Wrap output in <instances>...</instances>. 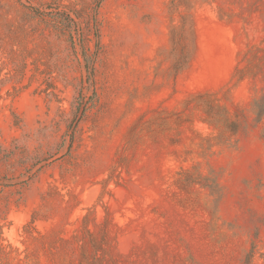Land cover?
Here are the masks:
<instances>
[{"label": "rangeland", "instance_id": "374dc122", "mask_svg": "<svg viewBox=\"0 0 264 264\" xmlns=\"http://www.w3.org/2000/svg\"><path fill=\"white\" fill-rule=\"evenodd\" d=\"M264 0H0V264H264Z\"/></svg>", "mask_w": 264, "mask_h": 264}, {"label": "trees", "instance_id": "16d2710c", "mask_svg": "<svg viewBox=\"0 0 264 264\" xmlns=\"http://www.w3.org/2000/svg\"><path fill=\"white\" fill-rule=\"evenodd\" d=\"M253 110L256 114L257 122H261L264 118V97L258 100H255L253 104Z\"/></svg>", "mask_w": 264, "mask_h": 264}]
</instances>
